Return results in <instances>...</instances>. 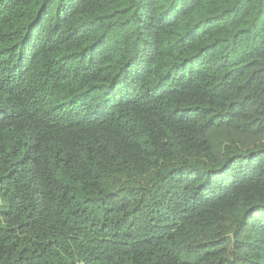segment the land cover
Segmentation results:
<instances>
[{"label": "trees", "instance_id": "obj_1", "mask_svg": "<svg viewBox=\"0 0 264 264\" xmlns=\"http://www.w3.org/2000/svg\"><path fill=\"white\" fill-rule=\"evenodd\" d=\"M0 264H264V0H0Z\"/></svg>", "mask_w": 264, "mask_h": 264}]
</instances>
